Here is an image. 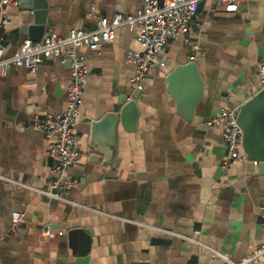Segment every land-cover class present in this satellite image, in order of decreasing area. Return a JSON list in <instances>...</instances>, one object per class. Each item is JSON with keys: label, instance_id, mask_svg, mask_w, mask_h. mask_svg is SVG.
<instances>
[{"label": "crops", "instance_id": "obj_1", "mask_svg": "<svg viewBox=\"0 0 264 264\" xmlns=\"http://www.w3.org/2000/svg\"><path fill=\"white\" fill-rule=\"evenodd\" d=\"M46 1L44 35H65L72 27L94 30L100 17L135 14L144 5L143 0ZM33 5L34 0H20L8 7L9 23L0 31L5 57L32 38L27 21L36 11ZM136 33L123 25L98 49H79L90 73L76 132L78 148L90 159L70 169L77 185L68 197L80 205L51 201L38 191L49 189L55 160L47 153L50 138L31 125L37 114L66 109L69 64L44 59L36 72L13 67L0 74V264H212L208 249L184 238L195 230L201 243L234 259L264 243V175L243 157L223 167L224 129L207 125L262 89L264 0H247L234 12L214 0L201 2L189 29L170 39L155 60L144 90L135 94L136 129L119 124L114 161L105 163L91 148L89 119L119 108L125 94L131 97L135 66L129 54L143 51ZM196 43L204 91L187 122L177 114L165 82L174 67L191 62ZM99 145L105 152L107 134ZM16 211L24 222L13 228ZM43 227L56 235H44ZM75 227L90 236L86 254L72 247L69 230ZM77 242L82 247V239Z\"/></svg>", "mask_w": 264, "mask_h": 264}, {"label": "built area", "instance_id": "obj_2", "mask_svg": "<svg viewBox=\"0 0 264 264\" xmlns=\"http://www.w3.org/2000/svg\"><path fill=\"white\" fill-rule=\"evenodd\" d=\"M143 1V8L135 14L117 11L110 16L100 17L94 30L72 27L65 35L50 32L39 41L25 38L19 49L9 57L3 55L0 37V74L2 75L13 67H25L31 72H36L44 59H59L70 66L71 82L67 91L66 109L43 116L37 114L31 119V125L50 138L47 153L55 162L51 169L49 189L38 191L51 201L80 205L68 197L77 185V181L70 174V169L80 165L85 157L90 159V155L84 154L78 148L80 137L76 132L80 121L85 81L90 73L86 60L79 54V49L81 47L98 49L104 42L111 40L116 30L123 25L136 28V40L143 46V51H132L129 54V61L135 66V72L130 79L131 98H135L136 93L144 90L157 57L166 52L170 39L178 37L189 29L191 22L198 15L203 0ZM214 1L226 11L234 12L238 11L247 0ZM19 4L20 0H0V31L9 23L8 7ZM201 57L200 46L197 43L193 44L190 61L195 62ZM258 74L261 86L264 88V61L258 63ZM239 108L240 106H236L223 110L207 122V125H220L224 129L227 154L223 167L235 163L240 157L246 159L242 147L243 131L237 121ZM23 222V214L14 212L13 228ZM41 231L49 237L56 235V232L49 227H43ZM63 233V231L58 232L59 235ZM198 235L199 231L195 230L192 235L184 238L208 249L212 264H218V261L224 264H259L264 259V243L239 259H234L229 252L201 243Z\"/></svg>", "mask_w": 264, "mask_h": 264}, {"label": "water", "instance_id": "obj_3", "mask_svg": "<svg viewBox=\"0 0 264 264\" xmlns=\"http://www.w3.org/2000/svg\"><path fill=\"white\" fill-rule=\"evenodd\" d=\"M32 16L28 18L27 27L33 40L39 41L46 31L49 5L46 0H34ZM166 90L176 101V112L187 122H192L196 107L203 95L204 81L197 62L191 61L177 65L166 78ZM119 108L107 112L102 117L89 119L91 122V148L105 158V163L113 162L116 152L118 126L126 130H135L140 114L136 98L125 94L120 98ZM238 124L243 131L242 147L247 160L257 162L258 172L264 175V88L250 97L239 108ZM108 136L106 151H100V138ZM69 237L75 252L88 253L90 236L83 228L69 230ZM78 238L83 241L78 247ZM80 246V245H79Z\"/></svg>", "mask_w": 264, "mask_h": 264}]
</instances>
